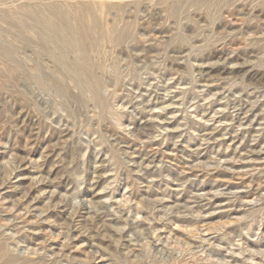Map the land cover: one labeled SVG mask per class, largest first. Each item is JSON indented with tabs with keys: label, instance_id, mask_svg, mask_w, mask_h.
Here are the masks:
<instances>
[{
	"label": "rangeland",
	"instance_id": "rangeland-1",
	"mask_svg": "<svg viewBox=\"0 0 264 264\" xmlns=\"http://www.w3.org/2000/svg\"><path fill=\"white\" fill-rule=\"evenodd\" d=\"M112 4L135 35L104 52L136 74L101 77L104 112L59 75L61 90L31 79L16 45L0 86L5 249L33 264H264V0L213 19L187 5L180 22L161 0Z\"/></svg>",
	"mask_w": 264,
	"mask_h": 264
},
{
	"label": "bare ground",
	"instance_id": "bare-ground-1",
	"mask_svg": "<svg viewBox=\"0 0 264 264\" xmlns=\"http://www.w3.org/2000/svg\"><path fill=\"white\" fill-rule=\"evenodd\" d=\"M121 1L123 0H50L42 3L41 0H0V86L15 84L18 70L15 49L19 44L30 51L28 58L34 67L29 73L31 79L54 81L55 88L61 90L62 82L57 80L59 78L54 79V76L59 75L72 86L76 94H89L94 104L104 112L108 102L102 96L101 77L109 75L117 84L123 76L133 78L136 74L132 66L128 65L123 69L118 61L104 52L106 48L129 45L134 40L133 27L124 18V6L112 4ZM236 1L190 0L179 4L161 0L163 11L174 22L182 20L187 5L195 10H203L208 18L213 19L221 7ZM10 4L14 5L7 7ZM140 5L134 4L130 13L137 14ZM111 11L114 14L108 23L106 17ZM175 42L180 46L185 44V40L179 35ZM35 70L40 74H34ZM9 92L25 94L15 85ZM33 263L10 255L5 249L4 241L0 240V264Z\"/></svg>",
	"mask_w": 264,
	"mask_h": 264
}]
</instances>
